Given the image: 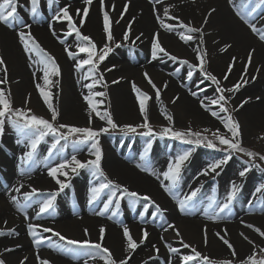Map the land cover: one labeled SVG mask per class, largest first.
<instances>
[{
	"label": "bare ground",
	"instance_id": "obj_1",
	"mask_svg": "<svg viewBox=\"0 0 264 264\" xmlns=\"http://www.w3.org/2000/svg\"><path fill=\"white\" fill-rule=\"evenodd\" d=\"M20 2H24V0ZM242 3L243 0H233V3H229V0H161L160 3H155V0H104V8L102 9L100 0H93L91 5H85L84 0H56L50 7L48 0H46L39 5V16L35 19L24 8H20V15L24 13L22 17L25 22H29L31 25L32 35L43 49L55 57L60 68V75L50 76L49 79L54 81L55 78L57 80L61 77L62 82H64L61 93L63 95L66 92V96L62 98L60 94L59 98L47 88L43 79V65L35 63L39 57L25 52L19 39L18 32L22 30L13 31L11 28L7 29L4 24H0V57L6 61L8 83L0 85V87L4 88L6 92L10 91L13 95L30 96L33 94L35 96L37 94V98L42 103V109H44L46 105L36 87V84L39 83L42 88L52 93L53 105L55 101L60 104L67 119L75 122L88 120L89 108L84 96L90 95L92 92H89V89L84 85L90 81L84 82L86 72H82L84 71L83 68L77 71L75 64L78 59H70L65 51L67 48L79 54L77 46L69 41L75 33L63 40V34L67 35L70 30L68 22L53 19L56 14V7L62 8L65 5H70L69 11L73 13V19L79 26V20L83 14L81 12V15L77 16L76 9H83L87 6L89 13L87 17H84L85 22L80 27L83 35L90 36L94 42L107 39V34L104 32V12L107 11L114 39L119 44L132 46L135 53L132 59L131 57H123L121 60L107 65L101 71L111 84L115 85L113 87V99L116 103L115 113L117 116L126 120L138 115L135 112L137 111V95L132 88V84L135 82L137 87L146 90L151 97L148 113L155 115L157 120L163 122L160 109L167 106L172 110H180L190 119L220 128L219 120L200 105V100H204L205 104L213 107L210 94H206V91L197 87L202 83L201 72L198 69H191L189 65H183L179 61H172L162 54L160 58H152V40L154 35L158 33L159 39L165 43L163 47L168 52L181 60L187 59L190 64L198 63L195 49L201 47L199 39L185 43L178 35L182 29L176 28L175 31L169 32L161 26L157 19L159 16L160 20L167 24H177L176 20L169 19L164 15V9L168 8L171 16L179 17L185 24L191 23L194 27L203 28V47L208 53L207 71L215 72L223 79L231 58L233 56L237 58V62L228 80H226L231 87L240 80L247 63L248 52L253 48L255 49L252 64L247 71L248 83L235 94L234 103L241 114L247 131L264 129V41L254 35L236 15V9L241 8ZM125 4H128L127 11L124 10ZM211 9H215V12L208 16ZM122 14L123 18H121ZM206 17L208 22L204 24ZM249 19L258 28H264V6ZM129 24H131L130 30ZM23 31H28V29ZM53 31L56 33L55 36L52 34ZM126 31L129 32L128 40L124 39ZM195 35L199 36V34ZM137 36L140 37L139 40L136 39ZM60 40H63L64 43H60ZM225 44L232 46L227 51L221 52L220 49ZM108 69L112 70L108 71ZM189 71L193 72L190 79L187 75ZM145 72L151 74L155 84L161 88L159 100L155 98V90L151 85L137 80L139 75ZM2 76L3 72L0 70V77ZM253 77L255 78L253 79ZM113 81H118V83H112ZM165 82H167V88L163 87ZM192 92L197 93V96H193ZM168 94L170 99H168ZM176 97L179 99L175 103L170 102ZM95 98L97 97L93 96L94 103H99L98 99ZM245 100H248V103L240 107ZM96 118L97 116L93 114L92 119ZM12 132L9 134L5 132V136H7L6 138L4 136V139L0 135V139H3L0 141V144L3 145L0 148V178H4L3 181H0V229L5 232L15 229V232L18 233V235L0 236V253H3L0 258L5 259L7 263L20 264L21 260L27 257L25 264H39L38 254L41 258L50 260L52 264H76L66 260L67 254L56 247L64 248L65 243L51 233H43L37 229L38 238H44V243L37 247L33 243V237L28 234L29 223L52 228L69 239L81 241L88 239L92 242H100L99 229L103 226L106 231L102 244L112 252L117 261L129 255L125 251L123 226L126 225L130 229L133 238L142 235V229H146L149 233V239L147 243L140 244L136 251L131 253L129 264H156L160 258L167 262L171 259L172 264L177 263V259L166 251L157 238L160 236L167 241L176 240V232L172 228H168L167 231L164 230L168 224L175 225V228H185L194 234L198 233V227L202 230L206 229L207 244L205 241L200 243L201 253L215 263H220L223 260H233L234 263H239L249 256L252 245L249 247L250 244L244 241L241 233H244L257 245L264 243V238L260 237L253 229L246 227L247 224H252L264 231V227L255 223L256 220L264 222V190L253 196L255 190L250 187L253 182L260 178V175L255 171H249L245 177H240L239 172L243 170L242 167L237 163L231 164L230 160L217 169L216 173L201 175V172L214 160L199 154L192 156L191 153L189 159L182 166L180 180L173 189L176 197L174 199L161 187V180H164L162 173L167 170L169 162L183 152L178 146L164 145L156 141H151V148L147 154H145V148L148 143L140 144L138 143L139 140L127 146L124 144H106L105 168L111 178L131 188L141 196H150L161 209L165 210L162 215L159 213L155 215L159 217V220L153 221L151 219L154 212L144 215L146 213L131 211L129 213L121 212L125 222L121 220L123 223H117L116 215L118 216L120 211L112 210V206L105 215H98L97 213L103 210L105 199L108 197L100 194L92 207L89 203L91 195L89 190L94 187L92 185L93 177L83 181H81L82 179L77 182L70 181L68 187L72 189L68 191L69 188L66 187L62 195L57 196L56 205L39 218L36 214L39 211L40 201L35 199L36 197H31L29 201L32 204V209L19 211L12 202L13 196L17 197V200L22 204L25 202L24 193L31 192L32 188L38 189V192L49 194L59 191V185L56 186L55 181L48 176V168L60 163V158L52 155L50 157L45 156L44 150L42 151V148L38 146L34 162H26L34 166L33 170H24V173L21 174V169L26 164L21 163V157L29 151V148L26 147V143L18 144L11 139L9 136L16 134V132ZM125 152H129L128 157L124 154ZM78 159L88 161L90 158L89 156H82ZM137 164L147 167L149 171H141L136 166ZM157 176L160 179H157ZM209 177L215 178V187L212 191H208L206 187L202 186V183ZM233 182L240 187L236 199L230 206L231 210L234 209V211L230 215L226 210L224 213H220V218L210 219L208 215H205V209L208 210L209 214L218 211L219 205L226 202L227 194L231 190ZM164 183L170 184L171 182L164 180ZM21 184L23 187L20 192H16L15 189ZM197 188L199 192L190 207V213L193 212L191 214L181 213L177 200L183 199L185 195ZM209 192L212 194L207 197ZM153 207L155 208V205ZM114 212L117 214L112 216ZM25 213L28 217L27 220L24 216ZM233 214H238V218H230ZM109 216H112V219H109ZM158 227L163 228V231H158ZM85 228L88 229L89 234L87 236L84 234ZM168 231L172 236H166ZM225 231L227 232L226 238L235 247L236 257L231 256L230 250L216 235L218 232L223 235ZM165 232L166 234H163ZM134 239L139 243L140 239L137 237ZM49 244H53L54 247H49ZM153 245L159 248L158 255L153 249ZM6 247L14 250L5 253L3 249ZM150 257L153 259H149ZM85 260L77 264H85ZM88 264H90L89 260ZM157 264L161 263L158 262Z\"/></svg>",
	"mask_w": 264,
	"mask_h": 264
},
{
	"label": "snow or ice",
	"instance_id": "obj_2",
	"mask_svg": "<svg viewBox=\"0 0 264 264\" xmlns=\"http://www.w3.org/2000/svg\"><path fill=\"white\" fill-rule=\"evenodd\" d=\"M56 0H48L49 6H51ZM161 0H155V3H160ZM85 5H91L93 3V0H84ZM101 8H104V0H100ZM229 3H233V0H229ZM39 4L40 0H28V5H24L20 2V0H2L0 2V24H4L9 28H14L18 25L23 26V28L28 29V31H19L18 36L19 39L24 47L25 52L34 54L36 57H39L38 60L35 61V63H38L40 65H43V79L44 83L51 87L55 82L50 80V76H59L60 75V68L59 65L56 62L55 57H53L50 53H48L45 49L41 47L39 42L36 40V38L31 33V25L26 23L24 18L20 15L19 9L24 8L26 11L29 12V14L35 19L39 16ZM261 6H264V0H243L241 8L236 9V15L248 26V28L252 31V33L261 41H264V28H258L257 25L249 19L250 17H253V14L257 13V10L261 8ZM70 5H65L64 7L60 8L58 12L54 15L53 19L56 21H67L69 26V32L67 35H72L75 33L76 37L81 42L77 45L78 52L79 53H86L87 58L86 59H79L76 64L75 68L77 71H80L84 66H90L88 73L84 76V79L91 80L92 82L89 84L84 85L89 90L95 88L97 85H101L103 87H107V83L104 79V74L100 72L99 66L101 63L104 62V60L107 58L108 54L112 51V48L109 46V44L113 41L114 37L112 36L111 27H110V20L108 12H104V32L107 34V41L109 43H106L102 49L97 51V45L92 40V38L88 35H83L80 31V27L83 26L85 20L84 17L88 16L89 8L86 6L83 9H76V15L80 16L81 12L83 14L82 18L79 20V26H77V23L74 21L73 16L70 14L69 11ZM128 4L124 5V10L127 11ZM212 12H215V9H211V11L208 13V16H211ZM164 15L169 17V19L176 20L177 24H167L163 20H160V17L157 16V19L160 21L161 26L164 27L167 31L173 32L176 30V28L182 29L178 33L179 38L184 41L185 43H188L190 41H193L194 39H199V43L201 47L195 49L196 51V60L198 63L196 64H190V62L187 59L181 60L176 55H172L170 52H168L161 44L159 40V34H155L152 40V58L157 59L160 58L161 54L164 57H168L172 61H179V63L183 65H189L191 69H198L199 72L203 73L204 76L210 80L213 84L216 85V92L219 94L216 99H213L211 101L212 105L218 106L219 110L214 111L212 108L204 103V100H200V105L202 108H204L205 111L210 112V114L219 119L220 122L223 124L224 128L227 130V133H230L231 135L221 134L219 129H217L215 132L212 133V135L218 140L220 145L226 146L224 148V151L227 153L222 159L214 161L210 163L202 172L201 175H209L210 173H216L217 169L221 168L222 165L226 164L228 160L232 158L233 152H240L245 154L250 158V161L253 163L251 164V167H259V165H256L254 161L258 158L260 161H264V154H260L257 152H254L248 148H245L242 146V140H241V125L240 122L232 117L231 114H229V109L227 105L229 104L231 100V96L225 95V93H235L240 90L241 87L246 85L248 83L247 77V71L248 67L252 64L255 49H251L247 54V63L245 64V67L243 69V73L240 77V80L234 84L232 87H223L221 85V80L217 78L216 75L212 74L211 72L207 71V50L203 47L204 45V31L202 27H194L191 25V23L185 24L182 20L179 19V17L171 16L169 9H164ZM123 18V14L122 17ZM38 22V21H37ZM208 20L207 17L204 20V24H207ZM118 23V21H117ZM131 29V24H129V30ZM52 34L55 36V31L52 32ZM195 34H199L197 37ZM142 35V34H141ZM124 39H129V32H125ZM137 40L140 39L139 36L136 37ZM60 43H64L63 40H60ZM117 47H120L119 44L116 45ZM232 45L231 44H225L220 51L224 52L227 51ZM67 52V55L70 59L76 60L78 53L73 52L69 49H65ZM237 62V58L233 56L231 58V62L227 66V70L223 76V80H228L229 75L231 74L235 64ZM0 70L3 72V76L0 77V85H6L8 83L7 75H8V68L6 65V61L3 57H0ZM112 69H108V71H111ZM257 72H259V69H257ZM35 75V73H33ZM188 78L190 79L193 75L192 71H189L187 73ZM145 79L147 80L148 84L151 85V87L155 90V98L157 100L161 97V88L158 87L155 82L152 80V78L149 76L147 72L144 73ZM255 77H253L254 79ZM112 83H118V81H113ZM167 82L163 85L164 88H167ZM37 89L39 90L40 96L43 99L44 104L47 106L48 110L51 113V118L46 119L43 116H38L32 112L31 108H13L12 101L10 99V91L6 92L4 88L0 87V135L4 133L5 130V124L8 123L12 126V128L17 132L18 136L22 137L23 139H18L17 143H26V147L29 148V151H27L22 157H21V163H26L28 161H33L35 159L38 145L45 139L47 136L54 137V142L51 144V147L48 149L49 157L53 154V150L57 149V146H60V149H62L67 145V143L70 141L72 137H78L77 139L71 140V143L73 144L74 150H79L78 145L85 144L88 142H91V149L92 155L95 157L94 159H90L86 162H82L81 160L77 159L75 155L71 156L70 161L69 160H62V162L56 164L55 166L48 168V176L51 177L57 185H59V191H63L66 187H68V184L64 181H61L59 179V176H68L67 169H70L71 172L75 173L77 169H83V168H90L92 170L93 176H100L104 177V180L106 182L100 183L96 187H92L89 191L91 193L89 203L91 204L95 200H97L100 196V194L105 189H111V194L108 197L107 201L103 205V210L98 212L97 214L100 216L105 215V213L109 210L110 206L115 202V207L118 210L120 207V200L124 198L125 195L128 197L135 198V200L130 201V205H134L136 201L143 200L145 202H148L145 204V211H147L149 205H155L156 213L163 214V209L156 204L154 200L148 195L141 196L139 193L135 191H129V189L126 186H123L121 184L116 183L113 180H110L107 178L105 173L103 172V169L101 167V160H102V149L100 147V142L98 137L102 133L108 132L110 129H116L120 127L113 119L111 112L105 110L103 112L98 110L97 103H94L93 96L96 97H104L106 95L103 91H97L94 93H91L90 95L84 96L85 101L88 104L89 108V125L92 123V115L95 114L100 120L106 122V127H101L99 129H94L91 126L88 127H77L74 125L69 124H56L57 118L59 116V111L54 107L52 102V93L50 91H46L44 88L41 87V85L38 83L36 84ZM133 91L137 95V100L139 102V110L143 117V123L138 125H131V124H125L121 128V131H127V132H136L137 128H143L146 131L142 133V135L153 137L155 135L160 136H171L172 138L184 141L189 144H196L199 145L201 143H204L206 147L209 148H216V143H213L211 140H208L207 137L202 136L200 132H193L191 128H189L187 131L184 130H176L173 127V116L166 111L162 113L165 116V119L169 122L167 127H163L160 133H155L153 131L152 125L149 122L148 117V101L151 99V97L148 95V93L142 92L139 87L133 82L132 84ZM193 96H197V93L192 92ZM179 97H176L173 99L172 103H175L176 100H178ZM30 100V96H29ZM29 100H26L25 103H28ZM99 103H103V101H100ZM248 100H245L241 103L240 107H243L244 104H247ZM234 111L237 109H233ZM221 113H226L228 115L224 116L221 115ZM66 130V131H65ZM204 131H209L208 129H205ZM192 137H195L196 139H192ZM260 139H264V136H261ZM61 141L64 142V144H61ZM3 145L0 144V148H2ZM151 148V141H149L147 147L145 148V154H147L148 150ZM191 155V151H185L180 155H177L173 161H170L167 167V170L162 173L164 180L170 181V184H165L164 180H161V187L163 190L168 193L170 196H172L174 199L175 193L173 189L177 186L180 176H181V169L184 165L185 161L189 159ZM47 159V157H46ZM143 159V157H142ZM138 168H140L141 171H149L147 167L142 166L141 164L136 165ZM250 171V167H244L242 171L239 172L240 177H245L246 173ZM24 173V170L21 169V174ZM155 175V173H152ZM218 174V173H217ZM157 179H160L159 176H157ZM23 187V184H21L19 187L15 189L16 192H20L21 188ZM262 190H264V185H261L260 187H257L255 189L256 193H261ZM240 191V187L233 182L231 186V190L227 194L226 202L222 205H219L218 211H214L213 214H209L208 210L205 209V215H208L210 219H216L220 218V213H224L226 210L229 212L231 211V204L236 199L237 193ZM38 192V189L32 188L31 192L24 193V200L25 203L21 204L17 197H12V202L16 205L17 209L19 211H24L26 208H29L32 206L29 201L31 200V197L33 194H36ZM199 192V189L192 190L190 194L185 195L183 199L177 200L178 207L181 213L191 214L190 213V207L192 205V202L197 196V193ZM119 193V195H118ZM58 195V192H53L50 194V197L48 199H45L42 202H39V211L37 212V218H39L42 214L49 212L50 209L54 207V201L56 199V196ZM211 208V205H209ZM117 213H113L112 216H115ZM155 215V214H154ZM112 216H109V219H112ZM25 219L27 220L28 217L25 213ZM243 223V222H242ZM5 224L7 222L5 221ZM246 227L253 229L256 233L259 234L260 237L264 238V231H262L259 227H256L252 224H247ZM168 228H172L176 232L177 237H181V234L178 229L175 228V225L168 224L167 228L164 230L167 231ZM37 229H40L43 233H51L53 236L58 237L60 241H63L66 245H69L71 247L69 248H60L59 246H56L58 250L63 251L67 254H71L73 256V259H78L80 255H83L87 257L88 259L85 260V264H88V260H96L97 258H100L105 262V264H129V260L131 259V253H134L136 249L140 246V244H143L144 241L148 238L149 233L146 229H142V236L139 241L137 242L136 239L133 238V235L131 234L130 229L125 225L123 226V236L125 239V251L129 254L124 259H121L117 261L114 257L112 252L107 248L104 247L102 244V241L105 236V228L101 226L99 229L100 233V242H92L91 240L85 239V240H75V239H69L62 235L59 231H55L52 228L49 227H43L42 225L37 224H28V234L29 236L33 237V243L39 247L42 243H44V238L39 237L38 238V232ZM17 234L15 232V229H11L8 232H5L4 230L0 229V236L4 235H13ZM84 234L87 236L88 229H84ZM218 238L223 242L224 245L227 246V248L230 250L231 256L236 257L237 252L235 250L234 245L226 238L227 232L225 231L223 235H221L219 232L216 234ZM244 240L248 241L249 244L253 245V252L247 256L246 260L241 261L240 264H264V247H261L259 245H256L254 241L250 240L248 236H246L244 233L240 234ZM163 240V237H161ZM181 244L184 248H191V254L180 256V264H198L199 261L203 260L205 264H215L214 261H212L208 256H204L200 251H198L195 247H192L190 244L184 243L183 238L181 237ZM205 244H207V231L205 229ZM49 247H54L53 244H49ZM165 246L168 248L170 254H176L179 252V249L175 247H171L167 243ZM74 249H84L82 253H76ZM153 249L159 254V248L156 247V245H153ZM14 249L12 248H4L3 252H11ZM3 253H0V257H2ZM259 257V258H257ZM149 259H153V257H150ZM27 260V257L24 258V260H21L20 264H25V261ZM37 260L39 261V264H52V262L48 259H43L37 254ZM0 264H7L6 260L3 258H0ZM168 264H172L171 259H169ZM220 264H234L233 260H224L221 261Z\"/></svg>",
	"mask_w": 264,
	"mask_h": 264
},
{
	"label": "rangeland",
	"instance_id": "obj_3",
	"mask_svg": "<svg viewBox=\"0 0 264 264\" xmlns=\"http://www.w3.org/2000/svg\"><path fill=\"white\" fill-rule=\"evenodd\" d=\"M42 1H46V0H40V4L39 5H41ZM0 2H2V0H0ZM21 3L24 4V5H28V0H24V2H21ZM60 8L61 7H59V6L56 7V9H55L56 12H58ZM70 14L73 16L72 12H70ZM23 15H24V13L21 14V16H23ZM25 16H26V14H25ZM26 23L29 24V22H26ZM7 29H9V27H7ZM18 29L24 30L25 28H23V26H21V25H18V27L11 28V30H13V31L18 30ZM63 36H64L63 40H66L70 35H66L64 33ZM73 36H74V38H73ZM73 36H71L69 41H72V43L77 46L81 42L79 41V39L76 37L75 34H73ZM160 42H161L162 46H165V43H163L161 40H160ZM95 43L97 45V51H99L100 49H102L104 47V45L106 43H109V42L107 41V39H105V40H103L101 42H95ZM117 44H119V43L116 41V39H113V41L109 44V46L112 48V51L108 54V56L104 60V62L100 64V66H99L100 72L107 65L112 64V63H114L116 61H119L123 57H127V58L131 57V59L133 58V55L135 53L133 51L132 46L119 44L120 47H117L116 46ZM86 58H87V54L86 53H79L77 55V59L78 60L79 59H86ZM89 68H90V66H84V68H83L84 71H82V72L83 73L86 72V74H87L88 71H89ZM85 69H86V71H85ZM211 73L216 75L217 78L221 80V85L223 87H231L230 85L227 84V82L225 80H223L221 77H219L217 75V73L212 72V71H211ZM149 76L152 77L151 74H149ZM201 78H202L201 79L202 83L200 84V86L197 85V87L202 88V91H206L205 92L206 94L209 93L210 96L212 97V100L216 99L217 96L219 95L216 92V90H215L216 89V85L213 84L210 80H208L204 76L203 73H201ZM104 79H105V81L107 83V87L106 88L101 86V85H97L95 88L89 90V92L94 93V92H97V91H103V92L106 93V95L104 97L95 98V99H98L99 102L103 101V103H97L98 110L101 111V112H103L105 110L111 112L114 121L120 126V127L116 128V129H110L108 132L102 133L98 137L99 142H100V147L102 149L101 167H102L103 172L105 173V175L107 176L108 179L113 180V181H115L118 184H121L118 181H116L113 178H111V176L108 174V172H107V170L105 168V158H106V156H105V146H106V144H112V145L124 144V145L127 146V145H130V144H134V141H137V140H139V142L138 141L137 142L140 143V144L149 143V141H156V142L163 143L164 145L170 144V145L178 146V147H180L182 152L191 151L192 156L195 155V154H199V155H201L203 157H210V159L212 161L213 160L214 161L215 160H220L225 155H227V153L224 151V148L226 146L220 145L218 140H216V138L212 135V133L215 132L217 129H219L221 134H226V135H229V136L231 135L230 133H227V130L224 128L223 124L220 122L219 119H218L219 123H221L220 128L212 126L210 124H206V123H203V122L196 121L194 119H190V118L187 117V115L181 113L180 110H178V109L172 110V109H170L167 106H165L163 109H160L161 115H162V118H163V122L157 120V117L155 115H152V113L151 114L148 113L149 122L152 125L153 131L155 133H160L163 127H167L168 126L169 122L165 119V116L162 114V113H164L166 111L167 113H169V114H171L173 116V120H174L173 127L176 130L187 131L189 128H191V130L193 132H200L202 136H205V137H207L208 140H211L213 143H216L217 147L216 148H209V147H206L204 143H201L199 145L189 144V143H186L184 141L172 138L171 136L155 135L153 137H148V136L142 135V133L146 131L143 128H137L136 132L121 131V128L125 124H131V125L135 126V125L143 123V117H142V115L140 113V110H139V102L137 100V103H136L137 111H135V112L138 115L136 117H134V118L131 117L130 119H126L125 120V119H123V117L121 118V117L117 116L116 113H115L116 103H115V100L113 99V87L115 85L111 84L110 80L106 77L105 74H104ZM137 80L138 81H143L142 83H144V82L146 83L147 82V80L145 79L144 74L139 75ZM88 81H90L89 83L92 82L91 80H86V79H85L84 82H88ZM138 81H137V83H138ZM54 82L55 83L51 87H49L47 85V88L50 89V91L55 96H58L60 98V94L62 95L61 92H62V87H63L64 82H62L61 77H59V79H57V80L55 78ZM89 83H87V84H89ZM141 91L145 92V93H148V92H146V90H144L142 88H141ZM65 93L66 92H64V94L62 95V98H65V96H66ZM236 93L237 92H235V93H225V95L231 96V100H230L229 104L227 105V107L229 109V114H231L234 119H236V120H238L240 122L241 133H242V135H241L242 146L245 147V148H248V149H250V150H252L254 152H257V153H260V154H264V139H260L261 136H264V129H256V130L247 131V128L245 127V125H244V123H243V121L241 119V114L239 113V110L236 108V105L234 103V96H235ZM167 96H168V99H170V95L168 94ZM10 99L12 101L13 108H31L32 112L34 114H36L38 116H43L46 119H50L51 118V113L48 110L47 106H45V108L42 109V103L37 98V94H35V96L33 94L30 95V100H29V95L25 96L23 94H20V95L19 94H16V95L15 94L14 95L11 94L10 95ZM26 100H29V102L25 103ZM170 102H172V101H170ZM149 103H150V100L148 101V107H149ZM212 106H213L212 108H213L214 111H218L219 110L218 106H216V105H212ZM54 107L59 111V116L57 118V121L55 122L57 125L63 123V124L74 125V126H77V127H88V126H91L94 129H99L101 127H106L107 126L106 122L100 120L98 117L96 119H92L91 125H89V119L88 120L85 119L84 121H79V122L76 121L75 122L74 120H70L69 118L67 119V116L64 115L63 112H62V109H63L62 106L60 107V104H58L56 101L54 103ZM136 107H135V105L133 103V108L135 109ZM233 109H237V110L234 111ZM221 115L226 116L228 114L221 113ZM205 129H208L209 131H204ZM11 131H13L12 133L16 132L12 128V126L10 124L6 123L5 124L4 133L1 135L3 137V139H4V136H5V132L6 133L8 132V134H9ZM6 136H5V138H6ZM9 137H11V139L15 140L16 142H17L18 139H23L22 137L18 136L17 132H16L15 135L12 134ZM77 138L78 137H75V136L72 137L70 139V141L67 143V145L62 149V151L60 149V146L58 145L57 149L53 150L52 156L59 157L60 158V162H62V160H69L70 161L71 156H73V155H75L77 159L81 158L82 156H84V157L85 156H89L90 159H94L95 157L91 154L92 151H94L93 149H91V142L78 145V149L79 150L78 151L74 150V147H73V144L71 143V140L77 139ZM3 139L2 140L0 139V141H3ZM192 139H196V138L192 137ZM53 142H54V137L47 136L38 145V146H40L42 148V151L44 150L43 153L47 157L49 156L48 149L51 147V144ZM25 143H27V142L25 141L24 144ZM61 144H64V142L61 141ZM124 154L127 157L129 156L128 155L129 152H125ZM81 161L82 162H86V160L85 161L81 160ZM230 162H231V164H236V163L239 164L242 167V169H244V167H250V171H255L258 175H260V178L251 184L250 187H252V189L255 190L257 187H260L261 185H264V161H260L257 158L254 161V163L256 165H259V167H251V164L253 162L250 161V158L248 156H246L245 154L240 153V152H233L232 153V158L230 159ZM33 167L34 166H32V164L26 163L25 166L23 167V170H27V171L33 170ZM67 171H68V176L67 177L59 176V179L61 181L66 182L67 184L71 183L70 181L77 182V181H80L81 179H82L81 181H83L85 179H88L89 177H93L94 180L92 181L93 182L92 185L94 187L98 186L100 183L106 182L104 180V177L93 176L92 175V170L90 168L77 169V171L75 173L71 172L70 169H67ZM3 179H4L3 177L0 178V181L1 180L3 181ZM56 186H58V185L56 184ZM202 186L206 187L208 189V191H212L214 189V187H215V178L214 177H209L208 179H206L202 183ZM68 188H67L68 191H70L72 189L71 187H68ZM128 189H129V191H133L131 188H128ZM64 191H65V189L63 191H57L58 192L57 196L59 197V195H62V193ZM50 194L47 193V192L44 193V192L40 191V192L34 194L32 196V198L36 197L35 199H38L40 202H42L45 199H48L50 197ZM101 194H104L105 197H109L110 194H111V189H105ZM211 194L212 193L209 192L207 197L211 196ZM256 194H257L256 192H254V195L252 193L253 196H255ZM118 195H119V193H118ZM57 196H56V200L54 201V206L57 203V198H58ZM252 198H254V197H252ZM107 199L108 198L105 199V202L107 201ZM132 200H135V198L128 197L127 195H125L124 198L122 200H120V207H119L118 210L115 207V202L111 205L112 206V208H111L112 210H116L117 212L120 211L118 213V216L116 215L117 223H119V222L123 223L122 221H124V219H123L124 215H121L122 214L121 212L129 213L131 211H134V213L135 212H138V213L142 212V214L146 213L144 215H147V214H150V213L154 212L155 215L158 214V213H156V210L153 207V205H149L147 211H145V204L148 203V202H145L143 200H139V201H136V203L134 205H130V201H132ZM250 200H252V199H250ZM96 201L97 200H95L93 203H91L92 207L94 206V203ZM23 203H25V202H23ZM31 207H29V208L32 209ZM29 208H26L24 211H27ZM232 211H234V209H232L230 211V215L232 214ZM192 212L193 211H191V213ZM155 215H151V219L153 221L154 220H159V217H156ZM194 215H196V214H194ZM237 216H238V214H233L232 216H230V218H234V217L238 218ZM118 217H119V219H118ZM255 223L259 224L261 227H264V222L263 221H259V220L257 221L256 220ZM120 225H122V224H120ZM157 229L160 232L163 231V228L161 229V228L158 227ZM176 229L179 230V232L181 234V237L183 238V242L184 243L190 244L192 247H195L198 251L201 252V249H200L201 248V244L200 243L201 242L203 243V241H205V230H202L200 227H198V229H199L198 233L194 234L193 232L191 233L190 231L186 230L185 228L181 229V228L177 227ZM62 232H64V231H62ZM163 234H166V232L163 233ZM141 236L142 235L134 236V238L137 237L138 239H141ZM166 236H172L170 231L167 232ZM181 237H177L176 236V240L167 241V240H164V239L162 240L160 238V236L159 237L157 236V238L159 239V242L161 244H163V246L165 247V249H166V251L168 253H169V250L165 246L166 243L168 245H170L171 247H175V248L179 249V252L176 253V254H170L169 253L171 256H174L177 259V263H175V264H180V259H179L180 256L191 254V248H187L186 249V248H184L182 246ZM148 239H149V236L144 241L143 244L147 243ZM178 240H180V241H178ZM244 241H246V240H244ZM246 242L248 243V241H246ZM251 245L252 244H250L249 247ZM259 246L264 247V243H262ZM69 247H71V246L64 244V248H69ZM74 251L76 253H82L84 251V249H74ZM252 252H253V245H252L251 253ZM86 258L87 257H85L83 255H80L78 259H73V256L71 254H67L66 255V260H70L72 263L74 262L76 264L81 262V261H83V260H85ZM257 258H259V257H257ZM89 261H90V264H105V262L103 260H101L100 258H97L94 261L93 260H89ZM158 262H160L161 264H168V262L163 260L162 258H160L158 261H156V264ZM7 264H10V263H7ZM198 264H205V262L203 260H201V261L198 262ZM215 264H220V263L216 262ZM234 264H240V262L239 263H234Z\"/></svg>",
	"mask_w": 264,
	"mask_h": 264
}]
</instances>
